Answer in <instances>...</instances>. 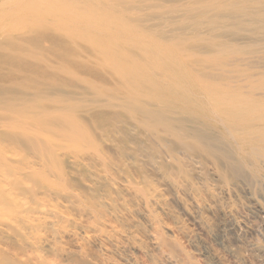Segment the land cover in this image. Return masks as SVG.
I'll list each match as a JSON object with an SVG mask.
<instances>
[{
	"label": "bare ground",
	"instance_id": "obj_1",
	"mask_svg": "<svg viewBox=\"0 0 264 264\" xmlns=\"http://www.w3.org/2000/svg\"><path fill=\"white\" fill-rule=\"evenodd\" d=\"M45 1L0 0V7H8H5L6 11L1 12L0 20L1 18H5L3 22H9L10 20L17 22L19 17L26 18L25 13L32 8L33 4H42ZM68 1L66 4H73L79 7L78 14L86 13L90 16L91 20H96L95 18L97 17L103 18L108 24L130 30L131 32H138L139 34L147 33L154 38L153 42L171 44L176 48L178 55L173 54L172 51L170 52L169 47L166 50V54H164L165 56H162L163 54L158 52V48L156 54L154 52L156 51L155 49L150 51L153 54H149V52L144 54L146 57L145 61L136 62L135 59H130V63H128L112 56H109L107 59L103 56V53L101 55V53L94 50L91 54L98 62L83 68L76 76L75 82L72 85H58V93L60 95L58 94L59 98L55 103L59 107H70L73 111L78 109L79 113L83 115L82 117L86 116L93 121L97 120L99 124V121L101 123L102 121L111 122L115 128L124 129L122 131L124 132L123 135H126V131L134 132L133 143L136 149L133 148V150L135 149V153L138 156L146 158V164L153 171L158 169L161 164H157V161L160 162L162 160L159 154L157 156L160 158V161L157 160L153 155L155 152L152 153L154 149L151 150L152 147L148 146L149 143L145 144L146 140L144 141V138H139L141 137L138 135L141 134L140 132L146 133L148 131L152 138L153 136L158 137V145L159 142L165 145L170 139L171 141L173 139V142L181 143L182 147L183 144L185 145L184 147L187 145L188 150V146L190 148L197 146V148L201 147L205 149L208 155L207 158L212 159L215 163L217 162L219 166L212 163L209 159L211 163L208 161L207 163L220 167L218 170V174L220 175H226V170L229 166H232L231 155L236 160L235 162L237 160H244L246 146L250 148L252 145L250 146L249 144L253 143L255 145V141L259 140L258 142H260L264 140V74L259 73L261 70L256 73L247 69L234 70L232 74L237 72V75H244V77L242 76L244 82H238L235 78L234 80H225L227 79L226 76L228 77L226 73L228 71L231 73L232 71L231 69V71L229 70L232 62L245 60L246 56L242 58L243 53L250 54V56L264 53V0ZM20 21H25V19H20ZM27 21L23 22L24 24L21 22L23 24L21 26L23 27L18 28H15L11 24L13 27L11 26L10 33L0 35V129H19L18 120L20 118H29V115L35 113V111L44 113L47 108L53 107L52 105L46 106L47 96H49L45 91L47 81L43 82L47 76L46 72L44 68L39 69L37 67L38 64L35 66L28 59V57H31V49L25 46L28 42H34L37 48L43 49L46 43L47 26L43 21V23L35 21L37 22L36 25H30V22ZM30 21L32 22V19ZM3 22L0 23V28ZM35 22L33 21L32 23ZM6 31L8 32V30ZM161 51L165 53V50L161 49ZM239 53L242 55H240L241 58L238 55ZM39 57H41V54ZM40 64L44 67L43 63ZM38 79L39 82L37 83ZM43 89L45 90L42 91ZM76 96H78L79 100H76ZM93 121L91 122L97 124L96 121ZM100 125L102 126V124ZM112 126L110 125L111 130L114 128ZM29 129H21V131L24 134H30V131L33 132V130L27 132L26 130ZM104 130L107 133V129L105 128ZM111 130H109L107 136L113 131ZM19 133L17 132V134ZM147 135L146 139L150 138ZM101 136H103L102 133ZM127 136L125 137L127 138ZM43 138L44 140L47 139L48 142L51 141L47 135H43ZM129 140H131L129 141L131 143L132 139ZM155 140L154 138L156 144L157 140ZM32 141L34 140L32 139ZM172 145L175 147L174 144ZM59 146H56L57 149L51 146L49 152L45 154L43 153V149L40 148L42 152L40 154L41 157L31 158L26 157V154L21 157L20 152L22 150L17 144H4L3 140L0 141V193L20 194L21 192H18L21 191L18 190L19 187L18 189L16 187V190H18L16 193H12L14 179L16 181L20 177L17 175L21 174L22 176L23 173L26 179L30 178L29 176L27 178V175L34 174L31 175L32 178H35L34 176L36 175V180L37 178L40 180V184L35 182L40 187V190L36 188L38 194L35 193V195L40 194L38 196L40 199L38 198V200L41 202V210H39L41 212H44V210H51L53 213L58 212L59 216L57 214L54 215H57L59 219H63L62 221H67V224L71 222L72 227L65 230L67 227L64 229L62 227L66 224L61 226L59 223L58 225L61 226L60 232H56L57 229H55L56 235H54L55 232L52 235L48 229L43 228L44 224L42 228L38 225L41 222L37 221L39 222L37 224L36 221H34L35 223L31 222L32 218L30 219L31 221L27 219L28 216H31V213L29 215L25 214L28 215L27 218L23 215L20 217L23 214L21 212L24 210L25 204L22 203V210H20L21 208L19 209L21 214L20 216L18 215L19 219L16 217L18 220H16L15 225L8 227L16 219L13 217L15 212L13 213L12 217L14 220L12 219L11 224L5 223L7 220L3 221L0 218V221L4 222V226L8 224L4 227V230L0 228V234L1 229L6 232L7 227L9 230L17 228L19 232V223L22 221L23 223L21 222L20 224L24 225L25 222L28 227L24 228L23 225L20 226L23 227L19 228L21 233L24 236H29V238L33 235L37 237L34 250H42V252H46L50 248V250H53L54 247L52 245L55 239H62L64 236L73 239L78 237L79 239L92 241V243L101 246L114 259L122 262L127 260L128 254L125 253V250L129 246L133 247L140 242L143 243L141 237L145 236V228L140 220H147L148 218V213L143 207L146 204L141 206L145 203L143 201L145 198L137 195L141 194L139 190L136 191L137 194L135 195L132 194L135 193L134 191H130L133 195L131 196L130 194L131 197H128L129 195L126 196V192L122 190H124V187L127 188L128 179H121L122 181L119 180V182L113 180V177L111 176V178L108 173L111 170L108 169L111 168L108 167L110 163H107L109 164L108 166L106 165L107 170H109L107 172L106 168H103L102 162L104 163V161L101 162L96 156L98 153L95 154L94 150L93 153H89L88 150L78 149L76 153L73 152L72 155L67 156L68 160L66 161H69L71 164V172L73 173L76 170L79 173L80 182L66 186L63 182L65 180L63 178L65 172L55 163L58 156L64 155L61 151L63 149L62 145L60 149H58ZM64 146L71 148L73 144L69 141ZM159 146L161 147V145ZM219 146L226 148L228 151L226 149V151L222 149L218 150ZM92 148L95 147L92 146ZM153 148H155V145ZM165 149L167 147H163L161 152ZM188 150H184L183 148L179 151L176 149L169 150L167 156L171 159L173 154H176L175 158L180 153L182 157L190 160V162L192 161V165L196 164L195 167L199 168L201 166L200 160L202 159L199 160L198 156L202 153V150H196V153L197 151L198 153L200 152L197 155L195 151ZM216 150H218L217 154H213ZM159 152L157 151L156 153ZM163 154L166 153H162V158L164 159ZM205 154H203L204 157ZM178 158L181 157L178 156ZM164 160V162L169 161L167 158ZM202 165H204L203 161ZM210 167L213 166L210 165ZM216 168L214 169L213 167V172L217 170ZM55 169L58 173H55ZM160 170L161 167L158 171ZM76 171H74V177ZM26 172L29 174H25ZM156 174L158 173L156 172ZM62 175L63 181L60 178ZM56 176H59V179H56ZM78 176L76 175V177ZM10 177H14L12 178L13 180ZM32 178L28 180H34ZM20 179H18L19 185L22 184L20 181L24 180ZM229 180L228 182H230ZM141 182L143 181L141 180ZM228 184L232 185L233 183ZM169 185L171 189L172 185ZM24 186L22 185L28 191L35 189H28L31 185ZM165 186L168 187L166 184ZM130 188L132 187L130 186ZM13 190H15V187ZM27 190H23L22 192ZM128 190L131 189L128 188ZM28 191L26 195L32 198L28 200L27 196V200L31 203L33 199H37V196L33 198L35 195L32 193V196L31 192L29 194ZM37 191L34 190V192ZM85 191L87 192L85 193ZM143 192L146 193V191ZM148 195L151 196L150 194ZM152 195L155 194L153 193ZM151 197L152 199L150 200L156 208L160 209V213L164 214L170 211V208L168 209L160 203L159 196H155V198ZM52 198L57 199V201L52 202ZM15 199H17L15 196L11 198L0 196V209L3 208L4 212L6 210V213H8V207L6 206L9 203H14ZM145 201L147 202V200ZM84 202H86L85 205ZM87 203L94 206L95 212L86 206ZM58 206L63 207L65 211ZM259 206L261 207V205ZM30 207L28 206L29 209ZM96 210L98 211V215L96 214ZM16 213L19 214L18 209ZM57 216H54L53 220H50L52 216H48L50 217L48 219L46 216L43 220H49L52 223L50 226L52 227L53 225L54 227L57 224ZM128 216L131 217L129 221L126 220ZM22 229L25 230L22 231ZM30 235L32 236L30 237ZM36 237L33 236L34 239ZM123 239H125L126 243ZM203 252L209 257V260H212L211 262L215 261V256L211 255L207 250H203ZM39 254L37 253V255Z\"/></svg>",
	"mask_w": 264,
	"mask_h": 264
},
{
	"label": "rangeland",
	"instance_id": "obj_2",
	"mask_svg": "<svg viewBox=\"0 0 264 264\" xmlns=\"http://www.w3.org/2000/svg\"><path fill=\"white\" fill-rule=\"evenodd\" d=\"M66 2L69 1L46 0L45 3L42 4H33L32 8H30V10L25 13L26 18L28 17L27 19L25 17H19L17 22L11 20L9 22H3L5 18H1L0 20L3 22L0 28V35H6L10 33L9 31L12 29L11 26L13 27V25L15 28L23 27L21 25H23V22L26 20L30 22V25H36V23L39 21L46 24L47 34L45 47L43 49H39L34 42H28L25 44V46L30 47L31 49V57H28V59L31 60L33 65L36 66L38 64L37 67L39 69L44 68L46 72L47 76L43 81H47L45 88L46 90L43 89L42 91L45 90L46 94L49 95L47 96L46 106H53L47 108L44 113L35 111V113L29 115V118H20L18 120V124L20 126L19 129L1 128L0 141L3 140L4 144H17L22 150V152H20L22 155L21 157L25 156L26 154V157L31 158L41 157L40 154H42V152L40 148L43 149V153L45 154L46 152H49V148L51 149V146L56 147L58 145H62L61 147L63 149L61 151L64 155L58 156V159L55 161V163L57 166L59 165V167L65 172L64 177L62 175L60 178L61 180L65 178V180L63 179L64 181H62L66 184V186H71L72 184L80 182V175L78 176L79 173L74 170L76 171L74 177V171L73 173L71 172V164L69 161H66L68 160L67 156L72 155L73 152L76 153L78 149L86 151L88 150L89 153H93L95 151V154H99V156L98 154H96V156L101 160V162L104 161V163L102 162L103 168H106V165H109L107 163H110L108 167L111 168L108 169L111 170L109 171L107 168L105 170L107 172L109 171L108 173L110 177H113H111L113 180L119 182L121 179H128L129 183L127 188L124 187V190H122L123 192H126V196L129 195L128 197H131L133 196L132 194H137L136 191L139 190V193L141 194L137 195H141L142 198H145L143 199L145 203L142 202L143 204L141 203V206L145 204L147 205H145L147 208L145 206L143 207L148 213V218L147 220H140L145 228V236L141 237L143 243H140L142 245L139 243L133 246L134 248L129 246L125 250V253L128 254V259L123 262L112 258L104 251L101 246L92 243V241L79 239L78 237L73 239L64 236L62 239H55V242L57 243L54 242V244L55 246H58L55 247L53 244V250H50L51 248L46 252H42V250L40 251L37 249L34 250L37 237L33 235L36 237L34 239L32 235H30V237L32 236L31 238H29V236H24L19 229L28 227L26 226L27 224L25 222L24 225L22 224L23 227H20L22 226L20 224L22 221L19 220V232L17 231V228H11V230L8 229V227L15 225L17 222L16 220L19 219L21 213L23 214H21L20 217L23 215L24 217L26 216V218L31 213V216H28L27 219L30 220L32 218V221H30L33 223L36 221L37 224L41 222L38 225H40L42 228L44 224L43 228L48 229L52 235L55 232V229L58 230H56V232H60L62 225L66 224L62 227L63 229L67 227L65 230L71 228L72 223L69 222L67 224V221H62L63 219H59L58 212L53 213L51 210H44V212L40 211L41 202L38 200V198L40 199V197H38L40 194L35 195V193L38 194L37 189L40 188L38 187L40 180H38V178L36 180V175L34 176L35 178H32L31 175L34 174L30 175L26 172L25 174H29L27 175V178L29 176V180H31V178L34 180L29 181L26 179V177H24V173L22 174L24 178L21 176V174L17 175L20 177L17 178V182L14 179L12 193H16V191L21 190L18 191L19 193L21 192L20 194L17 193V195H14L2 192L0 193L1 197H17L14 202L15 204H7L6 207H8V213H6V210L4 212L3 208L2 212V209H0V213L3 214L4 212L3 215L0 214V218L3 221L7 220L5 223L8 222V224H11L12 221L18 217V219L16 218L13 221L12 225L5 224V226L8 225L6 232L3 231L5 229L4 222L0 221V224H3L2 226L0 225V228L3 229H1L0 234V264H40V262L41 264H44L45 262V264H264V161H262L264 160V140H261L260 142H258L259 140L255 141V145H253V143L249 144L250 146L252 145L250 148L249 146H246L244 150V160H237V162H235L236 160L231 155L230 160L232 158V164L230 163L231 161L229 164L232 166H229V168L226 170V176L225 174H218L220 167L217 166H219V164L217 162L215 163V161L212 159L207 158V151L201 147L197 148L196 146L193 148L191 146L192 148H190V146H188V150L187 145L184 147L185 145L183 144L182 147L181 143L173 142V139L172 141L171 139H168L169 142H167L168 144L165 143V145H162V143L159 142V145H161L160 147L158 145V137L156 138L153 136L152 138L148 131H146V133L140 132L141 134L137 133L139 136H141L139 138H144V141L146 140L145 144L149 143L148 146L152 147L151 150L154 149L152 153L155 152V154H153L155 158H157L159 161L160 158L162 160L160 162L157 161V164H161L159 165V168L157 165L158 169L153 171L146 164V158L138 156L135 153L136 146L133 143V139L135 137V135H133L134 132L126 131V135H123L124 132L122 131H124V129L121 130L116 127L119 131L121 130L120 132L122 133H120L111 122L108 123V121H102L101 123V121H99L100 124H102L101 126L99 123H97V120H94L97 123L95 124L92 119H89L86 116L82 117L83 115L79 113L78 109L73 111L70 107H59L55 103V101L57 102V99L60 95L58 93V85H72L75 82L76 76L82 71L83 68L98 62L91 54V52L94 50L101 53V55L103 53V56L107 59L109 56H112L119 60L127 61L128 63H130V59H135L136 62L145 61L146 57L144 54L147 52H149V54H153V52L150 51H153L154 49L156 50L154 51L156 54L158 48V52H160V54L162 53V56H165L164 54H166V50H168L169 47L170 52L172 51L173 54L178 55L176 48H174L171 44H165L164 42L162 44L160 42H153L154 38H152V36L147 33L139 34L138 32H131L130 30L118 28L115 25L108 24L103 18L100 17L95 18L96 20H91L90 16L86 13H79L80 15L78 14L79 7L73 4L68 5ZM5 7L7 6L0 7V16L2 11H6ZM20 19H25V21H20ZM30 19H32V22H37L32 23ZM26 23L25 25L27 26ZM6 30H8V32ZM155 41L157 40L155 39ZM161 49L165 50V53L162 52ZM106 53L107 55L105 56ZM40 54L41 57H39ZM243 54V56L241 53L238 55H241L242 58L246 56L244 58L245 60L237 61L235 63L232 62V64L229 66V70L231 69L232 71L230 70L231 73L229 71L226 73L229 78L225 75L227 78L225 80H234L235 78V80L237 79L238 82L243 81L244 75H237V72L232 74L234 70L240 71L241 69H247L255 73L261 70L259 73L264 74V53H257L253 56H250V54L246 53ZM247 61L249 62L247 63ZM40 63H43L44 67ZM38 82L39 79L37 80V83ZM76 100H79L78 96H76ZM106 124L109 127H105ZM109 124L114 126V128H112L113 131L111 130ZM105 128L107 129V133H105ZM21 129H29L26 131L28 132L33 130V132L30 131L32 134L29 132L30 134L25 133V135L22 133ZM34 130L36 131L34 132ZM109 130L114 133L110 132V135L107 136ZM17 132L20 133L17 134ZM100 132L103 136H101ZM8 135L11 138L7 137ZM43 135H47L51 141L48 142L47 139L44 140ZM146 135L150 138L146 139ZM125 136H127V138ZM128 138L132 139L131 143L129 142L131 140ZM154 138L156 140L158 139L156 144L154 142ZM32 139L34 141H32ZM69 141H71L73 144L71 148L64 146ZM170 142L174 144L175 147H173ZM151 143L153 146L155 145V148L151 146ZM60 146L58 149H60ZM92 146L95 148H92ZM163 147H167L169 150L176 149L177 151L183 148L184 150H191L192 152L195 151V153L196 150H202L201 152L203 154L206 153V159L202 153L199 152V154L197 151L199 154V160L202 159L200 160L201 166H199V168H201L199 169L197 166L195 167L196 164L192 165V161L190 162V160L182 157L180 153H178L177 157L175 158L174 156H176V154H173V157L169 159L170 157L167 156L169 154V150L165 149V152H161ZM133 148L135 149L133 150ZM67 149L70 150L68 151ZM220 149L224 151L227 150L222 146H219L218 150ZM98 150L101 151L99 152ZM218 150H216L213 154H217ZM157 151L159 153H156ZM101 152L103 153V156ZM162 153H166L163 154L165 157L164 159L167 158L169 161L164 162L165 160L162 158ZM157 154H159L160 158H158ZM178 156L181 158H178ZM182 158H184L186 161ZM208 159L217 166L214 164H209L211 161ZM202 161L204 165H202ZM207 161L209 163H207ZM210 165L213 166L214 169L217 167V170L213 172L214 169L213 167H210ZM160 167L161 170L158 171ZM156 172L158 174H156ZM55 173H58L57 170ZM76 175L79 178L76 177ZM216 177H221L222 179H217ZM12 178L10 177V179ZM20 178L24 179L20 181L22 183L21 185H19L20 183L18 181ZM56 179H59V176H56ZM141 180L143 182H141ZM221 180H224V183ZM228 180L230 182H228ZM228 183H233L232 185H234L233 187H235V189H233L232 185ZM165 184L168 187H166ZM169 184L172 185L171 189ZM22 185H31L30 187L27 186L28 189H35H33V191H28L27 188H23ZM129 185L132 188H130ZM14 187L15 190H13ZM16 187L17 189L19 187V189L16 190ZM22 188L23 190H27L29 194L30 192L31 194L33 193L35 195L33 196L32 194L33 198L37 196V199H31L34 202L31 201V203H29L28 200H30L32 197L29 198V196L26 195L27 191L22 192ZM128 188L131 190H128ZM34 190L37 192H34ZM130 191H134L135 193L131 194ZM143 191H146V193ZM86 192L87 191H85V193ZM155 192L158 194L156 195ZM147 193L154 198L155 196H159L158 198L163 202L162 203L160 201V203L168 209L170 208L171 212L168 211L169 214L160 213V209L158 207L157 209L156 206L153 205L152 201L150 200L152 197ZM153 193L155 195H152ZM27 196L29 198L28 200ZM145 200H147L148 203ZM51 201L56 202L57 199L52 198ZM22 203H25L24 210L20 213V210H22ZM85 203L86 202H84V205ZM259 205H261V207ZM28 206H31L30 209ZM86 206L95 212L93 209L94 206L90 205V203H87ZM58 207L60 208L61 206ZM14 208L18 209L19 214L16 213L17 209L15 210ZM62 208L63 207H61V209ZM260 208H262L263 211L260 210ZM62 210H64V208ZM97 212L98 211L96 210V214L98 215ZM43 214L45 215L42 217ZM54 214H57L58 216ZM39 215L41 216L39 217ZM46 216L47 219L50 218L48 216H52L50 220H53L54 216H57V224H55L54 227L53 225L51 227L50 225L52 223L49 222V220H43L46 218ZM126 220H131V217H126ZM47 225L49 226L47 227ZM23 230L25 229H22V231ZM56 232L54 235H56ZM123 241L125 242V239H123ZM203 250H207L211 255L215 256V261L211 262L212 260H209V257L204 254ZM36 252L39 255H37Z\"/></svg>",
	"mask_w": 264,
	"mask_h": 264
}]
</instances>
